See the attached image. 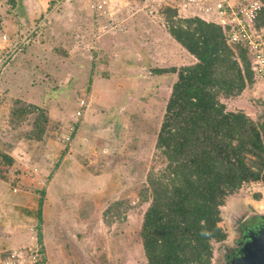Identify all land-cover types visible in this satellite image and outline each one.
<instances>
[{
	"label": "rangeland",
	"instance_id": "rangeland-1",
	"mask_svg": "<svg viewBox=\"0 0 264 264\" xmlns=\"http://www.w3.org/2000/svg\"><path fill=\"white\" fill-rule=\"evenodd\" d=\"M253 1L228 3L238 8ZM27 4L0 0V152L23 171L36 168L35 175L20 176L30 190L45 189L44 210L38 229L37 218L28 228L22 222L29 242L0 258L5 264H147L140 237L147 181L165 166L155 144L176 79L156 70L196 60L169 34L163 11L217 21L227 37L228 17L222 23L218 13L203 14L187 0H56L44 11L38 2L30 1L28 10ZM255 21L251 27L259 31ZM250 59L253 83L220 101L264 124V82ZM81 100L85 107L76 117ZM17 101L43 110L42 140L30 138L35 114L12 115ZM243 213L264 214V181L243 184L226 198L219 223L226 238L213 243L211 264L232 245Z\"/></svg>",
	"mask_w": 264,
	"mask_h": 264
},
{
	"label": "trees",
	"instance_id": "trees-1",
	"mask_svg": "<svg viewBox=\"0 0 264 264\" xmlns=\"http://www.w3.org/2000/svg\"><path fill=\"white\" fill-rule=\"evenodd\" d=\"M258 1L260 30L264 0ZM163 15L169 34L196 60L156 70L176 79L155 144L165 166L148 177L150 203L140 237L147 264H211L213 243L226 238L219 225L226 198L243 184L264 181V124L242 110H226L220 101L221 95H240L255 77L247 47L230 44L222 24L199 15L177 18L174 8H165ZM17 102L12 115L35 114L30 138L42 140L43 110ZM13 163L0 152V179L15 186Z\"/></svg>",
	"mask_w": 264,
	"mask_h": 264
},
{
	"label": "crops",
	"instance_id": "crops-1",
	"mask_svg": "<svg viewBox=\"0 0 264 264\" xmlns=\"http://www.w3.org/2000/svg\"><path fill=\"white\" fill-rule=\"evenodd\" d=\"M15 1H18L19 3L23 1H26L27 3L28 1V7L26 10L29 9L30 1H35L36 3L38 2L42 11H44L45 8H48L47 5L49 2L52 3L56 0ZM244 107L245 106H240L241 109ZM244 111L247 113L246 107ZM11 157L14 160L13 168L18 171L17 176L20 177V182L17 181V184L14 186L10 182L0 179V256L8 254V251L14 250L13 247H15V244L22 245L23 242H29L28 238H32V236H30L31 234L27 232L28 230L24 231L22 235V222L25 223L24 227L28 228V226L30 227V224L33 225V222L37 218V224H35L34 228L38 229V225L42 219V212L44 210L41 198L43 197L45 189H37L35 187V189L30 190L29 187L25 186V184L23 186L22 180H25L26 178L23 179L20 175H23L24 171L15 163L16 158L13 156ZM18 169H20V172ZM45 179L48 181V174H46ZM13 188H18V190L14 191Z\"/></svg>",
	"mask_w": 264,
	"mask_h": 264
},
{
	"label": "built area",
	"instance_id": "built-area-1",
	"mask_svg": "<svg viewBox=\"0 0 264 264\" xmlns=\"http://www.w3.org/2000/svg\"><path fill=\"white\" fill-rule=\"evenodd\" d=\"M187 1L192 4L190 6L196 7L202 13L203 11L208 13L206 15H209L211 12H214L217 16L219 14L221 17H218L222 23H224V18L228 17V24L232 27L228 39H230L231 43H240L248 48L250 54H252V65L255 76L264 82V29L256 31L254 27H251V23L255 20L258 11L261 9V2L255 0L248 5L233 8V6L228 3V0H218L214 6H210L208 2H202L204 0ZM197 1L202 3H196ZM92 8L93 10L99 11L102 8V5L99 4L96 7L92 6ZM214 13L212 15L215 16ZM3 39H5L4 36ZM84 107L85 103L81 100L75 113L76 117L82 116ZM71 133L65 138L66 143H69ZM34 170H36V168H33L30 172L24 171V175H27L28 177L29 175H35V172H33ZM17 179L18 182H20V177ZM13 190L17 191L18 188H13ZM1 259L2 258H0V264H5Z\"/></svg>",
	"mask_w": 264,
	"mask_h": 264
},
{
	"label": "water",
	"instance_id": "water-1",
	"mask_svg": "<svg viewBox=\"0 0 264 264\" xmlns=\"http://www.w3.org/2000/svg\"><path fill=\"white\" fill-rule=\"evenodd\" d=\"M257 225L252 232H245L247 238L239 250L234 264H264V214L257 216Z\"/></svg>",
	"mask_w": 264,
	"mask_h": 264
},
{
	"label": "flooded vegetation",
	"instance_id": "flooded-vegetation-1",
	"mask_svg": "<svg viewBox=\"0 0 264 264\" xmlns=\"http://www.w3.org/2000/svg\"><path fill=\"white\" fill-rule=\"evenodd\" d=\"M257 216L254 214L248 215L243 213L240 218L235 219L237 236L233 238L232 245H226L221 253V260L219 264H234L239 258V250L242 243L247 238H244L245 232H252L257 225Z\"/></svg>",
	"mask_w": 264,
	"mask_h": 264
}]
</instances>
